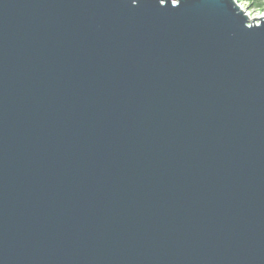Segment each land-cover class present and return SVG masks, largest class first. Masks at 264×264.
<instances>
[{"label": "water", "instance_id": "water-1", "mask_svg": "<svg viewBox=\"0 0 264 264\" xmlns=\"http://www.w3.org/2000/svg\"><path fill=\"white\" fill-rule=\"evenodd\" d=\"M175 1L0 0V264H264V19Z\"/></svg>", "mask_w": 264, "mask_h": 264}, {"label": "rangeland", "instance_id": "rangeland-1", "mask_svg": "<svg viewBox=\"0 0 264 264\" xmlns=\"http://www.w3.org/2000/svg\"><path fill=\"white\" fill-rule=\"evenodd\" d=\"M236 2L253 16L264 14V0H236Z\"/></svg>", "mask_w": 264, "mask_h": 264}, {"label": "bare ground", "instance_id": "bare-ground-1", "mask_svg": "<svg viewBox=\"0 0 264 264\" xmlns=\"http://www.w3.org/2000/svg\"><path fill=\"white\" fill-rule=\"evenodd\" d=\"M235 1H236V0H235ZM173 2L176 3L175 0H173ZM239 6H240V5H239ZM240 8L245 12V14L248 16V18H249V20H250L251 22H254V23H256V24H259V20L262 19V18L264 19V14H261V13H260V15H255V16H253L252 13L247 12V10H245L243 7L240 6Z\"/></svg>", "mask_w": 264, "mask_h": 264}, {"label": "snow or ice", "instance_id": "snow-or-ice-1", "mask_svg": "<svg viewBox=\"0 0 264 264\" xmlns=\"http://www.w3.org/2000/svg\"><path fill=\"white\" fill-rule=\"evenodd\" d=\"M161 3H163V0H161Z\"/></svg>", "mask_w": 264, "mask_h": 264}]
</instances>
